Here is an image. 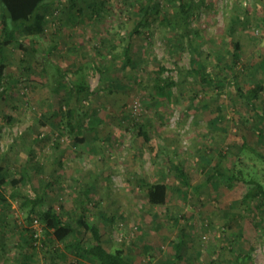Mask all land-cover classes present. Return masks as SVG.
I'll return each instance as SVG.
<instances>
[{
	"label": "rangeland",
	"instance_id": "1",
	"mask_svg": "<svg viewBox=\"0 0 264 264\" xmlns=\"http://www.w3.org/2000/svg\"><path fill=\"white\" fill-rule=\"evenodd\" d=\"M140 1L90 0L82 3L83 13L70 17L67 0H49L46 30L21 37L37 52L7 46L0 60V165L10 182L8 199L0 201V264H93L68 246L70 237L59 241L45 225L34 236L38 214L30 222L28 210L10 197L17 188L11 179L26 165L28 179L19 184L24 193L35 195L33 187L46 185V204L66 218H77L80 205L88 202L87 217L99 224L104 245L129 252L133 264H158V252L170 255L169 243L180 228L187 243L177 264H264V212L257 202L239 201L251 184L227 181L240 170L264 183V118L240 94L231 74L216 86L193 62L216 78L218 65L230 56L229 31L235 25L246 69L241 85L248 89L256 77L263 78L255 65L264 56V0H159L172 23L160 15L131 34ZM180 2L191 7L181 51L176 32L183 28H173ZM128 43L129 65L123 54ZM44 65L54 74L59 69V79L64 76L69 87L80 73L87 75L90 89L63 105L64 111L88 108L82 134L67 130L57 115L67 88L58 87ZM160 66L166 69L161 72ZM158 79L177 82L172 95L155 94ZM261 98L264 106V91ZM218 107L223 117L215 124ZM141 127L149 140L139 133ZM244 139L251 148L243 147ZM31 156L38 166L28 164ZM178 162L188 171L189 186L175 173ZM217 164L221 173L209 180ZM159 180L169 184V199L150 208L146 185ZM79 234L92 239L90 232Z\"/></svg>",
	"mask_w": 264,
	"mask_h": 264
},
{
	"label": "trees",
	"instance_id": "2",
	"mask_svg": "<svg viewBox=\"0 0 264 264\" xmlns=\"http://www.w3.org/2000/svg\"><path fill=\"white\" fill-rule=\"evenodd\" d=\"M49 0H0V60L5 57V50L8 45L16 44L20 46L24 51L31 52L32 54L36 53L37 50L35 47L30 49L26 47L21 42L22 36L30 35H39L42 34L47 27L48 15L50 14L47 9V2ZM67 10L69 11L70 17L75 16V14L83 13L84 6L82 3H87L90 0H67ZM81 4V5H80ZM139 18L135 24L134 29L131 31V34L141 33L142 28L146 26L147 22L151 18L157 19L161 15L162 21L166 24H171V13L168 11H162V4L159 0H141L139 3ZM45 10V11H44ZM176 16V25L173 27L177 29L178 26H181L183 29L177 31V48L181 51L183 47L185 34L187 33V25L191 19V7L190 4L186 2H180L179 11H177ZM240 17H237L236 21H240ZM235 23V21H234ZM178 25V26H177ZM236 26L232 25L229 31V35L232 41V49L230 51V56L226 59V62L218 67L221 68L219 71H216V78L212 77L211 74L207 72L206 66L201 62L193 59L194 64H198L195 68L196 72L203 75V79L208 78L209 82H212L216 86H222L228 75L231 74L234 78V81L237 83V88L240 94L245 97L254 108H258L261 113L260 115L264 118V106L259 105L261 101L262 92L264 91V56H261L257 65H255L256 70L262 74L263 78L256 77V82L253 86L248 89H245L241 85L240 76L244 74L246 69H244L243 58H242V44L239 39L235 36ZM190 47H193V44H190ZM130 44L128 43L123 51L124 62L125 64H132V56L130 53ZM194 48V47H193ZM243 64V65H242ZM54 64L51 63V66ZM4 64L1 62L0 69L3 71ZM160 71L165 70V66H160ZM196 67V66H195ZM248 67V66H246ZM52 67H46L44 65V70L53 75V78L57 82L58 87L61 86L67 88L66 98L61 100V108L57 112L58 116L61 117V121L64 123V126L72 133H83L84 132V117L88 115V108L84 111L75 110V105L70 106L66 111L63 110V105L66 103L70 104L73 99L74 93L82 92L84 90L90 89V84L87 79L85 72H82V67H79L78 72L80 75L73 80L74 85L72 87L67 86V83L64 80V76L59 79V75H63L59 69H57V74L53 73ZM54 69V68H53ZM0 71V72H1ZM226 71V72H223ZM230 75V76H231ZM0 78H3V72L0 73ZM163 81V80H162ZM119 82H113L114 87L119 86ZM177 82L172 80H164V83L161 82V79L156 80L154 85V92L157 95L169 96L172 95V87L176 85ZM56 87L58 90L59 88ZM197 95V93H196ZM219 113L215 118H213L212 123H217L222 117V110L220 107L217 109ZM73 111V112H72ZM75 112V114H73ZM90 121V118H89ZM99 122V120H98ZM92 126L97 123L95 117L91 122ZM248 123V122H247ZM214 124V125H215ZM91 126V127H92ZM93 129V128H92ZM139 133L142 134L145 140H149L150 136L144 128H140ZM262 136H264V130L261 131ZM79 136L76 135V140H79ZM82 140V139H81ZM261 140V137L259 138ZM259 140H257L259 142ZM243 147L251 148L247 145L246 139H244ZM257 146L252 147L253 150L260 154ZM35 163L38 166L36 159L31 156L29 163ZM28 165L23 168V172L20 176H15L11 179V183L16 185L17 188L10 192V197L19 201V206L22 209H27V219L31 222L33 219V214H38V219L45 225L46 229L51 231L54 237L59 241H68L70 237L69 247L75 249V253L82 260H87L93 264H133L132 258L129 255V252H125L122 248L108 249L103 242V233L98 223L89 220L87 213L89 211L88 202H84L80 205V214L77 218H66L65 212L57 210L53 205L46 204V192L45 186L39 184L38 187H33L35 189V195L30 193H24L19 184H23L28 179ZM173 167L175 168V173L179 177L182 185L189 186L190 179L187 169L183 162L174 163ZM217 173H221V167L219 164L215 166L209 180L213 178ZM243 180L251 184L248 191L244 196L239 200L245 203L247 206H250L251 203L257 202L256 206L263 213L262 207L264 205V183L259 180L257 177H246L239 172H231L228 175L227 181L230 186L234 185V180ZM9 181L7 176L6 169L0 165V201H6L8 196L5 193L6 184ZM10 182V181H9ZM147 186V198L149 207L156 205H164L169 199V184L165 180H159L152 183H149ZM198 186V185H197ZM196 186V187H197ZM198 189V188H197ZM157 218V215L154 214V219ZM76 225L78 227H76ZM90 232L92 239L87 241L80 236V232ZM180 236L176 239L170 241L169 245L171 247V254L167 256L163 252H158V264H177L179 260L183 259L182 249L187 243L184 236L183 228H180ZM34 237V236H33ZM153 244H157L156 242ZM150 243L148 242L144 245L145 249H150ZM161 251V250H160Z\"/></svg>",
	"mask_w": 264,
	"mask_h": 264
},
{
	"label": "built area",
	"instance_id": "3",
	"mask_svg": "<svg viewBox=\"0 0 264 264\" xmlns=\"http://www.w3.org/2000/svg\"><path fill=\"white\" fill-rule=\"evenodd\" d=\"M246 3V2H245ZM44 224L38 219V218H35L34 219V236L35 237H38L39 236V234H40V231L38 232V226H41V229H42V226H43Z\"/></svg>",
	"mask_w": 264,
	"mask_h": 264
}]
</instances>
